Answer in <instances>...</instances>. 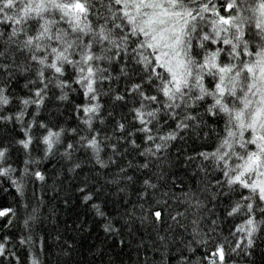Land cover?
I'll list each match as a JSON object with an SVG mask.
<instances>
[{
	"label": "snow or ice",
	"instance_id": "6c2138e0",
	"mask_svg": "<svg viewBox=\"0 0 264 264\" xmlns=\"http://www.w3.org/2000/svg\"><path fill=\"white\" fill-rule=\"evenodd\" d=\"M18 75L25 77L23 87L29 94L19 99L21 107L15 115L0 114V122L19 124L24 138L16 143L25 151L34 142L42 144L45 158L58 150L65 132L35 120L54 88L60 90L61 101L68 100L69 92L83 96L84 102L75 105L83 127L71 129L79 139L64 145L62 154L68 158L79 146L106 167L101 151L110 148L119 153L117 143L124 142L144 158L137 170L148 169L149 161L168 150L170 142L183 140L184 133L202 132L205 139L214 138L211 150L198 153L206 162L201 170L218 173L212 186L219 195L239 194L226 210L227 217L239 222L230 231L234 240L229 241L215 238V219L203 236L200 220H192L193 240L206 248L215 245L198 264H229L231 253L251 249L256 234L264 232V0H0V76L4 77L0 109L12 102L10 86ZM121 78H126L127 86L112 99L128 106V112L116 122L117 143L105 144L111 137L101 138L94 122L103 123L101 98ZM29 105L36 111L26 121ZM206 118L212 123L208 131H204L209 124ZM35 128L43 130L39 136ZM7 153L8 148L0 147V178L8 179L20 196L26 176L45 181L41 171L29 172L27 167L14 177L17 169L7 163ZM37 162L24 161L25 165ZM80 166L77 163L74 169ZM120 171L132 181L126 169ZM143 185L141 201L148 189L156 188L149 179ZM191 198L202 206L195 191ZM91 199V194L84 196L85 203ZM92 207L98 216L105 215L98 205ZM140 207L141 223H165L162 211L143 203ZM177 216L171 219L178 228L184 227ZM15 217V208L0 207V220L7 219L5 228L13 225ZM34 219L29 215L25 228ZM104 231L117 229L106 223ZM159 239L167 243L165 236ZM34 243L31 235L19 239L22 246ZM10 244L9 236L0 240V264L5 260L20 264ZM29 264H41L39 255L30 252ZM180 264L192 261L181 254Z\"/></svg>",
	"mask_w": 264,
	"mask_h": 264
},
{
	"label": "trees",
	"instance_id": "16d2710c",
	"mask_svg": "<svg viewBox=\"0 0 264 264\" xmlns=\"http://www.w3.org/2000/svg\"><path fill=\"white\" fill-rule=\"evenodd\" d=\"M22 61L20 57L18 63ZM114 68L118 74L119 66ZM3 79L0 76V81ZM25 82L24 76L16 77L10 86L12 102L0 109V114L15 115L19 111V99L29 94L28 89L23 87ZM127 83L126 78L115 81L111 85L112 92L101 98L100 102L104 105L101 110L103 123L97 120L94 127L99 130L101 138L111 137L110 141H104L105 144L117 143L120 135L118 132L114 134V129L116 122L127 114L128 106L114 101L112 96L116 91L123 93ZM104 88L108 91L107 82ZM60 94L59 89H52L35 117L37 122L43 121L54 130H65L63 143L46 158L42 144L34 142L30 150L25 151L16 143L24 138L19 124L15 121L0 122V147L8 148L7 163L17 169L12 175L19 177L25 167L29 172L39 170L45 175L43 182L34 176H26L23 196L17 193L8 179L0 178V207L16 209L11 227H4L6 218L0 220V240L4 236L11 238L9 247L19 255L20 264H29L30 252L39 255L41 264H180L181 254L188 257L192 264H198L205 252L214 249L215 245L209 244L206 248L193 240V219L200 220L198 227L201 236L212 227L211 221L215 219V238L234 240L230 231L239 221L227 217L226 210L239 199V194L219 195L212 186V180L218 173L202 171L201 167L206 162L198 156L201 151L211 150L213 137L205 139L202 132L199 136L184 133L183 140L170 142L168 150L150 160L148 169L137 170L144 158L124 142L117 143L119 153L114 154L110 148L101 151L100 156L106 167H101L89 150L79 146L68 158L62 154L64 145L79 139L71 129L83 127L75 113V105L84 101L79 92H69V98L65 101L57 99ZM35 111V107L29 105L25 120H32ZM110 112L111 116L108 115ZM206 119H209V124L204 131L212 127L210 118ZM42 131L34 129L36 136ZM136 139L142 143L139 136ZM25 160L38 162L25 165ZM77 163L81 166L74 169ZM121 169H126L132 181L125 178ZM144 179H149L156 188L148 189L146 200L141 201L138 196L144 189ZM81 188L84 192L80 191ZM193 191L202 201V206H196L195 198L190 200ZM88 194L92 199L85 203L84 196ZM142 203L145 208L162 211L165 223L157 225L150 220L141 223ZM93 204L98 205L105 215L98 216ZM178 213L184 215L177 216ZM29 215H34L35 219L29 220L25 228L24 221ZM172 216H177L184 227L178 228ZM256 218H260V213L256 214ZM106 223H112L117 231L105 233ZM29 235L34 245H20L19 239ZM160 236L166 237V244L161 243ZM189 242L190 247H186ZM245 252L238 249L231 253L229 264H264V232L256 234L253 247L245 249ZM2 264H9V261L5 260ZM12 264H16L15 260H12ZM203 264L208 262L204 261Z\"/></svg>",
	"mask_w": 264,
	"mask_h": 264
}]
</instances>
